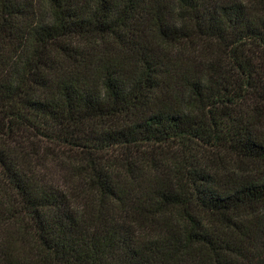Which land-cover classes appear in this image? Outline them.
Returning a JSON list of instances; mask_svg holds the SVG:
<instances>
[{
    "label": "trees",
    "instance_id": "trees-1",
    "mask_svg": "<svg viewBox=\"0 0 264 264\" xmlns=\"http://www.w3.org/2000/svg\"><path fill=\"white\" fill-rule=\"evenodd\" d=\"M0 264H264V0H0Z\"/></svg>",
    "mask_w": 264,
    "mask_h": 264
}]
</instances>
